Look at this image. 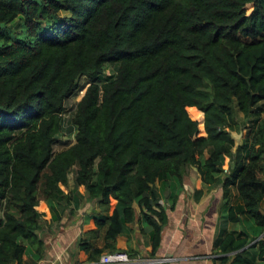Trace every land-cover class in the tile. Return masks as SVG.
I'll return each mask as SVG.
<instances>
[{
  "label": "trees",
  "instance_id": "trees-1",
  "mask_svg": "<svg viewBox=\"0 0 264 264\" xmlns=\"http://www.w3.org/2000/svg\"><path fill=\"white\" fill-rule=\"evenodd\" d=\"M81 76L73 140L54 150ZM188 108L202 113L204 134ZM237 111L264 122V0H0V264L18 263L26 246L39 255L38 199L58 218L78 185L97 207L82 248L102 232L115 249L136 217L152 253L166 221L160 200L173 207L187 165L240 201L239 210L222 202L215 264L263 260L264 130L232 151ZM240 213L253 221L250 237L226 228Z\"/></svg>",
  "mask_w": 264,
  "mask_h": 264
},
{
  "label": "crops",
  "instance_id": "crops-1",
  "mask_svg": "<svg viewBox=\"0 0 264 264\" xmlns=\"http://www.w3.org/2000/svg\"><path fill=\"white\" fill-rule=\"evenodd\" d=\"M80 194L83 195V191H80ZM227 194V199L235 195L233 186L228 187ZM222 200L221 185L202 183L197 178L195 168L190 165L185 168L182 189L178 192L173 207L168 209L165 199L160 200L165 207L166 221L160 225L159 241L154 251L150 253L149 228H145L142 220L138 222L136 217L128 223L130 230L114 237L112 242L114 248L127 252L128 264H215L216 253L212 250L211 244L221 224ZM229 202L234 209H240L239 199L237 202L230 200ZM88 203L84 195L81 202L64 208L55 219H50L48 210L43 211L46 214L42 215L37 230L42 241L39 255H36L31 247L26 246L21 260L13 264H92L98 255L88 257L89 248L100 247L102 249L100 253L109 251L110 248L103 244L102 232L95 238L88 239V249L82 248L79 244L86 238L85 232L92 228V220L87 215L96 212ZM42 205L46 206L43 202ZM132 205L137 209L135 203ZM260 207L264 212V195ZM239 219L236 224L227 222L226 228L243 230L249 237L252 236L255 226L248 223L245 213H240ZM260 235L261 233L258 237ZM254 264H264V259L256 260Z\"/></svg>",
  "mask_w": 264,
  "mask_h": 264
},
{
  "label": "rangeland",
  "instance_id": "rangeland-1",
  "mask_svg": "<svg viewBox=\"0 0 264 264\" xmlns=\"http://www.w3.org/2000/svg\"><path fill=\"white\" fill-rule=\"evenodd\" d=\"M14 25V24H13ZM12 29L13 30H17V26L14 25L12 26ZM115 69V63H105L103 64V67H102V75H108V74H111ZM85 77L84 76H81L77 83H78V87L76 90H75V93L72 94L71 96L67 97L65 100H64V106H65V110L63 111L62 113V124H61V128L59 130V132L56 134L55 138H56V142L53 146V149L54 150H58V149H61L63 147H65L67 144L71 143L72 140H73V132L74 130L72 129V125L70 124L69 122V117L72 113V110H73V106H74V103L75 101L78 99L79 95L82 93V87H81V84L83 82H85ZM188 113L190 114V116L192 118H195L196 121H197V134H204V131H203V128H202V113L199 112L198 110L194 109V108H188L187 109ZM236 118L238 120V131H230V134L231 136L233 137V145L231 146V150L234 151L235 147L239 144H241L243 142V139H244V136H245V133H251L252 131L256 132V130H264V122L262 121V118L260 116H245L243 115L241 112L237 111L236 112ZM226 160H227V157L224 158V162L222 164V167L225 168L226 167ZM264 165V163H263ZM190 165H187L186 168H188ZM192 168L194 169V166L191 165ZM71 174H72V169L71 171H69V185H70V182H71ZM257 174L260 176V177H263L264 176V167L259 170L257 172ZM59 187L63 190V191H66V187L61 185V184H58ZM70 187H72L70 185ZM39 188H40V185H38V188H37V194L38 196L40 197V193H39ZM78 194H75L70 202L65 205L64 208H70V206L72 205H77L79 202L82 201L83 199V196L85 195V192H84V189H83V186L82 185H78L75 187ZM80 191H83V195L80 194ZM238 196L235 195L226 199V198H223V200L221 201V204H220V211L221 213L223 214L224 212H226L225 210V207H227L226 205L227 204H224L222 205V202L223 201H226L227 203H230V201L232 202H237L238 201ZM41 203L40 204H37L35 206V208L41 213V216H40V220H42V215L46 212V210H48L47 206H42V202L44 203V201L39 198L38 199ZM87 201H89L88 203V206H92V208L94 207V210L97 209L96 207V203L93 199H86ZM112 203H113V199L110 198L109 200V208H108V211L111 209V206H112ZM234 205L236 206L237 204L234 203ZM61 206V203H59L58 205H56V208L59 209ZM45 211V212H43ZM49 211V210H48ZM50 213V212H49ZM46 214V213H45ZM245 216H247L248 218V223L250 225H253V221L252 219L249 217V215L245 214ZM143 222V221H142ZM241 222H244L243 220H241ZM236 224V223H234ZM143 225L145 226V228H149L148 225H146V223L143 222Z\"/></svg>",
  "mask_w": 264,
  "mask_h": 264
},
{
  "label": "built area",
  "instance_id": "built-area-1",
  "mask_svg": "<svg viewBox=\"0 0 264 264\" xmlns=\"http://www.w3.org/2000/svg\"><path fill=\"white\" fill-rule=\"evenodd\" d=\"M128 262L129 256L124 249H113L100 253L97 260L92 264H128Z\"/></svg>",
  "mask_w": 264,
  "mask_h": 264
}]
</instances>
